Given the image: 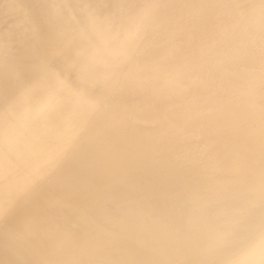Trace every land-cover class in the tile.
<instances>
[{"label": "bare ground", "instance_id": "obj_1", "mask_svg": "<svg viewBox=\"0 0 264 264\" xmlns=\"http://www.w3.org/2000/svg\"><path fill=\"white\" fill-rule=\"evenodd\" d=\"M0 264H264V0H0Z\"/></svg>", "mask_w": 264, "mask_h": 264}]
</instances>
